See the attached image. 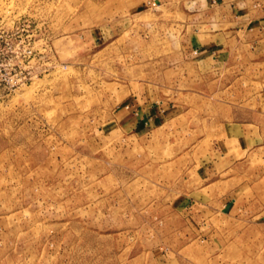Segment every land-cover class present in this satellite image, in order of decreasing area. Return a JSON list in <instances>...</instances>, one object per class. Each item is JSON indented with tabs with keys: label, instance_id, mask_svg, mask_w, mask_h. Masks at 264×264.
<instances>
[{
	"label": "rangeland",
	"instance_id": "obj_1",
	"mask_svg": "<svg viewBox=\"0 0 264 264\" xmlns=\"http://www.w3.org/2000/svg\"><path fill=\"white\" fill-rule=\"evenodd\" d=\"M0 264H264V0H0Z\"/></svg>",
	"mask_w": 264,
	"mask_h": 264
},
{
	"label": "crops",
	"instance_id": "obj_2",
	"mask_svg": "<svg viewBox=\"0 0 264 264\" xmlns=\"http://www.w3.org/2000/svg\"><path fill=\"white\" fill-rule=\"evenodd\" d=\"M219 42H212L203 46H199V50L202 52H211V60L216 65L218 64H228L230 63L231 57L223 54L222 49L219 47ZM135 101H137V96H135ZM132 114L126 115L123 118V124L127 125L130 122L134 124L136 127L143 128L144 125L149 127V125H153L152 122H156L158 119L159 108L158 105H154V103H145L139 102L134 105L125 104L121 108L129 109L130 107ZM120 108V109H121ZM161 111V110H160ZM138 114V116H137ZM135 115V116H133ZM247 118V119H246ZM235 119L232 122L235 125L239 126V130L243 133V129H245V125H251L252 122H255L256 119V111H252L247 113V117ZM247 120V121H245ZM147 121L150 123L147 125ZM158 122V121H157ZM245 133V132H244ZM239 137H243V134H240ZM242 148V147H241ZM220 160H215V163H209L207 165L201 164L199 167L198 174L202 178V180L206 179L205 185L201 187L206 188L208 190H212L211 199H183L175 204V208H183L185 210L186 215L185 221H189L192 223H200L205 224L206 222H210V219L213 216H217L218 218L230 219L231 221L238 220L243 217L240 214H234V210L236 207V200L230 195L234 189L229 188L226 191L220 193L221 186L219 184L220 181H227L230 183L232 177H229L225 180L219 178V175L224 172L231 170V166L233 163L235 164L236 159L231 156H220ZM217 165H220V169L217 168ZM233 167V166H232ZM206 171H210L212 175L205 176ZM205 177H204V176ZM211 176V177H210ZM245 209V207H244ZM207 238V237H206Z\"/></svg>",
	"mask_w": 264,
	"mask_h": 264
},
{
	"label": "built area",
	"instance_id": "obj_3",
	"mask_svg": "<svg viewBox=\"0 0 264 264\" xmlns=\"http://www.w3.org/2000/svg\"><path fill=\"white\" fill-rule=\"evenodd\" d=\"M151 4L154 6L156 4V0H151Z\"/></svg>",
	"mask_w": 264,
	"mask_h": 264
}]
</instances>
